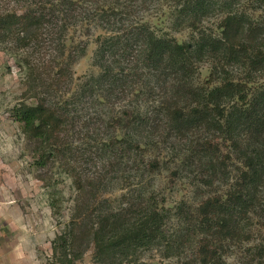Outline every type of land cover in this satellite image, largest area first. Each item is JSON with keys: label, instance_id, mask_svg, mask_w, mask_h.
Here are the masks:
<instances>
[{"label": "trees", "instance_id": "1", "mask_svg": "<svg viewBox=\"0 0 264 264\" xmlns=\"http://www.w3.org/2000/svg\"><path fill=\"white\" fill-rule=\"evenodd\" d=\"M135 1L0 0V50L22 76L12 112L31 167L55 215L65 178L74 191L53 261L75 264L93 247L95 264H173L144 260L152 250L187 264H228L231 246L251 240L249 212L264 216V26L237 0H172L177 23L192 28L179 41L133 20ZM217 11L225 13L217 31L201 25ZM85 23L107 34L96 38L99 71L76 84L73 65L89 43L70 32ZM204 62L211 71L200 83ZM224 147L242 165L223 196L167 206L152 189L163 161L151 151L183 153L178 166H197L209 186L229 173ZM116 185L127 190L111 199ZM246 253L244 264H264V233Z\"/></svg>", "mask_w": 264, "mask_h": 264}, {"label": "rangeland", "instance_id": "2", "mask_svg": "<svg viewBox=\"0 0 264 264\" xmlns=\"http://www.w3.org/2000/svg\"><path fill=\"white\" fill-rule=\"evenodd\" d=\"M132 5L135 6V10L130 11L133 20L147 22L160 35L173 36L179 41L190 38L192 28L177 23L172 0H136ZM236 6L264 26V0H237ZM224 16L225 13L220 11L211 13L203 18L201 25L217 31ZM105 34L107 31L93 25L88 30L86 23L71 30L70 36L75 41L84 39L89 43L86 55L73 65L76 84L91 72L99 71L94 65L96 38ZM210 71V62L200 65V83H206ZM239 72L243 76V72ZM257 77L259 83H264V72ZM23 90L22 76L12 54L7 50H0V264H57L53 261L52 241L70 218L74 191L71 180L65 178L64 183L60 184L66 195L63 213L61 210L55 215L50 206V191L35 177L30 164L32 159L25 151L21 124L12 112L14 105L23 99ZM121 105L122 103H118L117 109ZM117 132L123 133L121 129ZM223 151L229 152L231 157L227 161L229 173L215 178L209 186L202 181L203 175L198 172L197 166L195 172L178 166L183 153L174 157L171 150L151 151V156L157 155L163 161L161 167L152 175V189L160 198H165L167 206H176L182 201L197 206L210 196H223L238 175L237 166L242 165L229 148L224 147ZM120 186L109 189L105 195L111 199L121 198L127 189ZM249 213L251 240H242L231 246L226 257L228 264H244L249 258L246 249L254 248L264 233V216L253 211ZM92 255L93 247L75 264H95ZM143 259L152 263L185 264L187 257L174 256L166 259L159 251L152 250Z\"/></svg>", "mask_w": 264, "mask_h": 264}]
</instances>
